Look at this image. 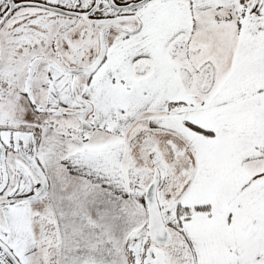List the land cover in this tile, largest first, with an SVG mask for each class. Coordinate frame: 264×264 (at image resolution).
Masks as SVG:
<instances>
[{"label":"snow or ice","instance_id":"obj_1","mask_svg":"<svg viewBox=\"0 0 264 264\" xmlns=\"http://www.w3.org/2000/svg\"><path fill=\"white\" fill-rule=\"evenodd\" d=\"M0 264H264V0H0Z\"/></svg>","mask_w":264,"mask_h":264}]
</instances>
